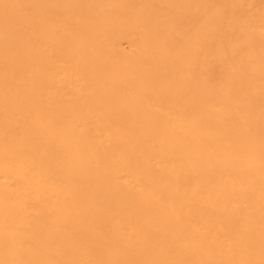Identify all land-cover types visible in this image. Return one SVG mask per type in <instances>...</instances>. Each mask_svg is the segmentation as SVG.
Segmentation results:
<instances>
[{"label": "bare ground", "instance_id": "bare-ground-1", "mask_svg": "<svg viewBox=\"0 0 264 264\" xmlns=\"http://www.w3.org/2000/svg\"><path fill=\"white\" fill-rule=\"evenodd\" d=\"M0 264H264V0H0Z\"/></svg>", "mask_w": 264, "mask_h": 264}]
</instances>
